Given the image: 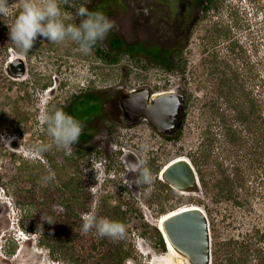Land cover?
I'll return each instance as SVG.
<instances>
[{
	"label": "rangeland",
	"instance_id": "obj_1",
	"mask_svg": "<svg viewBox=\"0 0 264 264\" xmlns=\"http://www.w3.org/2000/svg\"><path fill=\"white\" fill-rule=\"evenodd\" d=\"M144 2L69 0V5L61 3L62 11L66 13L62 18L66 24H78L82 17L76 16V12L81 5L89 11L104 13L115 21L116 27L97 44L109 52L111 38L119 36L122 24L128 27L132 21L137 20V11L145 5ZM8 4L10 7L7 14L0 16L5 20L6 26L22 10L21 0H8ZM216 5L204 19L203 27L196 32L189 64L193 75L189 76L186 83L179 80L180 71L168 74L143 54L127 55L118 64L110 65L97 59L93 50L87 55L83 54L74 42L55 44L41 36L37 37L26 56L18 55L14 48L9 49L5 66L0 63V264H81L69 255L64 259V256L51 254L47 248L49 244H53V240L45 226L50 224L49 228L52 230L62 224L55 218H49L48 211L51 207L41 204L45 199L42 189L47 187V182L43 180L47 176L45 171L55 172L49 158L58 165L60 180L81 176L80 191L92 200L89 212L97 211L101 196L108 198L109 205L121 203L123 209H126L128 204L129 208L138 211L131 215L129 234L118 239L133 248V256L126 264H179L176 256L168 249L166 252L155 249L152 230L158 228L159 221L164 216L162 213L167 214L176 209L195 206L207 213L212 250L216 241L223 243L231 238L241 239L256 230L264 234V195L257 179L262 168L254 164L248 170V157L244 155L249 147H245V151L239 154L243 158L238 157L245 182L242 187L234 189L235 198L232 200L214 203L212 194L206 195L201 184L200 190L191 195H184L170 186L161 187L158 184V181L165 183L161 177L163 168L179 157L187 158L191 163L193 160L199 161V169L208 178L216 175L220 177L214 168L217 160L224 163L228 173L234 172L230 165L235 163L236 154L232 151L233 146L219 137L217 120L210 108L218 95L219 73L226 67L224 62L228 61L231 68L228 72L236 69L245 72L250 66L254 69V76L258 78L256 84L260 86V81H264V0H217ZM204 34L205 37L218 41V62L213 67L199 66V40ZM1 36L10 39L9 30L3 35L0 33ZM237 40L245 52L241 58L238 55L241 48H237L235 53L227 49L230 42ZM17 58L22 62L15 63ZM184 59L183 54L179 64L182 71ZM143 87H148L155 93L184 90L191 93L187 116L171 140L154 134L147 122L121 125L110 113V109L104 106L117 91ZM51 89L53 90L50 91ZM86 95H95L100 103V113L87 121L83 128L82 133H90L91 138L83 141L79 139L73 145L70 156L55 146L40 155L30 154V149L35 146L51 143L46 127L39 122L40 113L61 107L70 108ZM209 130L216 136L213 139L214 149L206 164L201 159L204 147L208 145L206 133ZM144 144L148 146L147 151L141 148ZM64 157H73L78 163L74 164L72 159L64 161ZM137 159L147 160L146 166L154 177L151 190L146 185L134 182L138 172L130 169ZM260 163H264V160L261 159ZM154 168H159L157 173L153 171ZM195 169L198 173V168ZM3 171H7L9 177H1ZM198 177L200 180L199 173ZM155 195L157 199L152 198ZM151 198L152 203H149ZM237 202L240 204H236ZM24 210L31 211L26 228L28 237H33L34 240H26L14 233L13 223L17 224L16 219L21 213L24 214ZM145 224L150 225L146 236L143 235ZM74 230L80 237L74 245L73 253L84 258V264H96L103 257V250L92 253L89 250L103 238L98 237L95 230L83 234L79 224H76ZM259 246L264 249V239ZM14 248V254H10L8 251ZM88 255L91 256L88 258Z\"/></svg>",
	"mask_w": 264,
	"mask_h": 264
},
{
	"label": "trees",
	"instance_id": "obj_2",
	"mask_svg": "<svg viewBox=\"0 0 264 264\" xmlns=\"http://www.w3.org/2000/svg\"><path fill=\"white\" fill-rule=\"evenodd\" d=\"M207 1L208 6L206 11L217 7V0ZM6 31H8V27L5 25V20L3 17H0L1 35L6 33ZM239 43V40L232 41L228 44L227 49L231 53H235L237 48H243L242 44L240 43V46ZM109 44L111 48L109 52L105 51L98 44H96L92 50L97 59L110 65L118 64L120 59L127 55H147V51L144 50L143 47L136 48L129 47L128 45L125 46L126 43L118 35L111 38ZM10 48L15 49V46L11 43L10 39L1 36L0 63H2L3 66H5L8 61V51ZM243 52L244 50L242 49L240 53H238L240 56L239 58H241ZM149 57L155 60L157 64H161L165 72L168 71L173 73L175 71L173 66L169 65V63L163 59L160 52L150 53ZM224 63L226 67L221 73H219L220 81L217 89L218 95L216 96V99H214L213 104L210 105V108L213 110L212 114H214L215 120H217L216 128H218L220 132L219 137L223 138L228 145L233 146L232 151L236 154V160L235 163L230 166H233L234 172L228 173V169L225 168L224 163H219V160H217L214 168L215 171L220 174V177L216 175L213 178H208V176L199 169V161H192L193 166L198 168L201 187L204 189L206 195L212 194L214 203H219L221 200L229 201L234 199V189L243 186L245 182V179H243L244 172L242 170L241 160L238 159V157L243 158V156H239V154L245 151V147H249L247 153L244 155V157H248V170L254 164H258L259 167L262 168V172H260V176H257V179L260 181L259 187L261 188V193L264 195V163H260L261 159L264 160V81H260V86L256 84L258 78L254 76V69L250 66H248V70L245 71V74L244 71L240 72L239 69H236L233 72H228L227 70L231 69L228 61H225ZM183 73L184 72L180 70V74L183 75ZM245 75L247 76L246 78L244 77ZM60 109L81 122L90 121L100 113V103L97 102L95 95H86L84 98L76 101L72 107H61ZM185 118L186 116L184 115L182 123ZM206 134H208V145H205V150L201 159L204 163L210 158V153L214 149L213 139L216 136L213 135L210 130ZM90 138V133L86 132L81 134L79 139L88 140ZM167 139L171 140L172 138L167 137ZM250 156L253 157L250 159ZM71 159L73 160L74 158H63V160L67 162ZM48 161H50L53 172L55 171L54 179L57 180L47 182V187L42 189L45 199L41 204L51 207L48 211L50 213V219L55 218L62 223L61 226H57L52 230L49 228L50 224L47 223L45 226L49 229V237L53 240V244L47 246L48 251L51 254L56 253L60 257L64 256V259L69 255L70 258H75L77 262L80 261L81 264H84L85 259L80 255L73 253L75 249L74 245L77 243V240L79 241L80 237L78 232L75 230L73 231V229L76 224L82 226V215L89 212L92 205L91 197L80 191V184L82 181L81 176H72L60 180L59 175L61 173L58 165L50 158ZM73 163L77 164L78 161L75 159L73 160ZM158 170L159 168H154L153 171L157 173ZM45 174L47 176L49 175L46 171ZM211 175L212 174H210V176ZM1 177H9V174L7 171H3ZM158 184L161 187H169V185L161 183L160 181H158ZM152 198L157 199L158 197L155 195ZM152 198L149 203H152ZM33 204L34 203H32V206L36 207V204ZM236 204L239 205L240 203L237 202ZM24 211V214H20L19 226L22 230L28 232L26 221L31 211ZM133 212L138 213V211L129 208L128 204L126 209H123V204L121 203L119 205H109L108 198L101 196L96 214L101 218H107L123 223L126 226L125 235H127L130 232L129 221ZM162 215H165V213H162ZM149 228L150 225L145 224L144 236H146ZM152 230L154 232L153 238L155 241V249L159 252H166L167 245L162 233L157 227L152 228ZM40 239H42V236ZM263 239L264 234H260V231L256 230L254 233L243 236L241 239L231 238L223 243L216 241L213 244L212 264H264V249L259 246V243H261ZM101 249L103 250V257L98 259L96 264H102V262L104 264H126L127 260L133 256V248L131 246L125 245L118 240L114 242L107 237L98 241L97 244L95 243L89 251L91 253L95 251L100 252ZM15 250L16 248L8 252L14 254ZM90 256L91 255H88V258Z\"/></svg>",
	"mask_w": 264,
	"mask_h": 264
},
{
	"label": "clouds",
	"instance_id": "obj_3",
	"mask_svg": "<svg viewBox=\"0 0 264 264\" xmlns=\"http://www.w3.org/2000/svg\"><path fill=\"white\" fill-rule=\"evenodd\" d=\"M61 3L69 5V0H21L22 10L11 24H7L10 41L18 55L26 56L38 36L55 44H62L65 41L74 42L79 46V50L87 55L98 41L104 40L116 27L115 21L110 20L104 13L89 11L83 5L79 6L76 12V16L82 17L79 23L66 24L62 18L66 13L62 11ZM9 7L8 0H0V16L6 15ZM44 102L46 103V100ZM38 119L41 125L46 127L51 143L35 146L30 149V154L40 155L55 146L64 150L66 155H72L73 145L79 142L85 125L62 109L44 110ZM147 147L146 144L141 145L144 151H147ZM146 165V159H137L130 171L138 172L134 181L136 184L146 185L151 190L154 177ZM54 178L55 174L49 173L43 180L50 182ZM19 220L20 216L16 219L17 224L13 223L15 235L23 236L26 240H34L35 238L28 237L29 233L20 228ZM93 230L98 237H107L114 242L122 239L126 234V226L123 223L101 218L95 211L82 215V233L86 235Z\"/></svg>",
	"mask_w": 264,
	"mask_h": 264
},
{
	"label": "water",
	"instance_id": "obj_4",
	"mask_svg": "<svg viewBox=\"0 0 264 264\" xmlns=\"http://www.w3.org/2000/svg\"><path fill=\"white\" fill-rule=\"evenodd\" d=\"M17 58L15 63H21ZM116 121L147 122L162 136H174L182 125L185 99L179 91L152 92L148 87L134 89L117 96ZM163 181L178 191L195 193L200 190L198 173L190 160L179 158L161 172ZM177 213V214H175ZM162 223L165 242L187 264H212V235L208 217L202 209L176 211Z\"/></svg>",
	"mask_w": 264,
	"mask_h": 264
},
{
	"label": "flooded vegetation",
	"instance_id": "obj_5",
	"mask_svg": "<svg viewBox=\"0 0 264 264\" xmlns=\"http://www.w3.org/2000/svg\"><path fill=\"white\" fill-rule=\"evenodd\" d=\"M145 5L138 9L139 16L137 20L132 21L130 26L121 25L119 29V36L130 47H143L147 52V56L151 59L150 53L160 52L163 59L173 66L175 74L180 71L179 64L180 58L184 54L185 63H183V75L180 74L179 80L186 83L193 75L192 69L189 68L190 61L193 53V41L196 39V32L200 27H203L205 18L209 11H206L208 6L207 0H144ZM122 21V20H121ZM133 36L131 39L128 37ZM202 35L199 40L200 44V59L199 66L203 68L213 67L217 64V47L218 41L213 40L212 37H205ZM208 43L210 45H208ZM155 64V60L151 59ZM158 67L164 71L163 66L158 64ZM178 76V75H177ZM188 84V83H187ZM127 92V91H124ZM122 91L114 93L112 99L106 101L104 106L109 108L110 113L114 116L115 120L118 117L116 106L117 96ZM183 94L185 99L184 115L187 116L188 104L191 102V93L188 91H179ZM184 118V117H183ZM141 122V121H138ZM143 122V121H142ZM87 125V121L82 122ZM137 123L136 121H127L126 124L131 125ZM148 124V123H147ZM149 125V124H148ZM151 127V126H150ZM154 134L159 135L163 139L167 136H162L155 132L151 127ZM178 132V131H177ZM84 134V133H82ZM172 138V136H169ZM80 141H83L80 139Z\"/></svg>",
	"mask_w": 264,
	"mask_h": 264
},
{
	"label": "bare ground",
	"instance_id": "obj_6",
	"mask_svg": "<svg viewBox=\"0 0 264 264\" xmlns=\"http://www.w3.org/2000/svg\"><path fill=\"white\" fill-rule=\"evenodd\" d=\"M179 158L184 159V157H179ZM179 158H177V159H179ZM177 159H175V160H177ZM185 159H187V158H185ZM175 160H173V161H175ZM187 160H188V159H187ZM173 161H171V162H173ZM171 162H169L167 165H169ZM167 165H166V166H167ZM164 168H165V167H164ZM164 168H163V169H164ZM180 193H181V194H184V195H191V193H189V192H182V191H180ZM196 208L202 209V208H200V207H195V206H193V207L181 208V209H178V210H176V211H179V210H182V211H188V210L196 209ZM202 210H203V209H202ZM176 211L170 212V213L165 214L164 216L161 217V219H160V221H159V225H158V228H159L161 231H162V223H163L166 219H168L169 217H171V216L177 214V213H175ZM203 211H204V210H203ZM173 213H175V214H173ZM204 213H205L206 216H207V213H206L205 211H204ZM167 246H168V250H169L174 256H176V258H177L176 261H178L179 264H187V262H186L182 257H180V256L176 253V251L173 249V247L170 245L169 242H167Z\"/></svg>",
	"mask_w": 264,
	"mask_h": 264
}]
</instances>
